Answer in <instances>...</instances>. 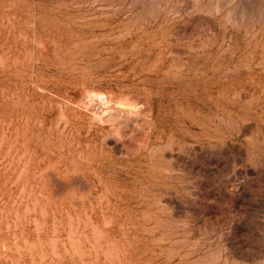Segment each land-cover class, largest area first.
<instances>
[{
	"label": "rangeland",
	"instance_id": "rangeland-1",
	"mask_svg": "<svg viewBox=\"0 0 264 264\" xmlns=\"http://www.w3.org/2000/svg\"><path fill=\"white\" fill-rule=\"evenodd\" d=\"M0 264H264V0H0Z\"/></svg>",
	"mask_w": 264,
	"mask_h": 264
},
{
	"label": "bare ground",
	"instance_id": "bare-ground-1",
	"mask_svg": "<svg viewBox=\"0 0 264 264\" xmlns=\"http://www.w3.org/2000/svg\"><path fill=\"white\" fill-rule=\"evenodd\" d=\"M100 102V101H99ZM122 150V149H121ZM154 155V154H153ZM152 156V155H151ZM160 167V166H159ZM89 220V219H88ZM91 223V222H90ZM109 223V222H108ZM91 225V224H90Z\"/></svg>",
	"mask_w": 264,
	"mask_h": 264
}]
</instances>
